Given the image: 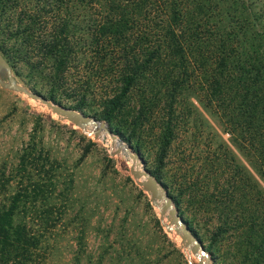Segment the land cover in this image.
I'll use <instances>...</instances> for the list:
<instances>
[{
    "label": "trees",
    "instance_id": "1",
    "mask_svg": "<svg viewBox=\"0 0 264 264\" xmlns=\"http://www.w3.org/2000/svg\"><path fill=\"white\" fill-rule=\"evenodd\" d=\"M18 2L34 5L16 18L19 40L6 60L46 68L82 104L98 100L94 114L113 132L173 167L172 197L210 221L218 250L224 243L239 264H264V186L219 137L200 130L190 101L222 123L264 180V0ZM28 153L12 169L22 177L16 188L1 169L0 264H44L50 249L44 229L53 211L28 205L47 198L52 184L23 182Z\"/></svg>",
    "mask_w": 264,
    "mask_h": 264
},
{
    "label": "rangeland",
    "instance_id": "2",
    "mask_svg": "<svg viewBox=\"0 0 264 264\" xmlns=\"http://www.w3.org/2000/svg\"><path fill=\"white\" fill-rule=\"evenodd\" d=\"M18 1L0 0V52L5 59L4 50L12 54L19 40L13 35L16 18L30 14L34 5ZM6 61L16 84L101 119L94 114L100 108L98 100L85 96L82 104L81 95L72 90L71 83L52 82L46 68L18 59ZM0 79L7 82L2 66ZM190 101L202 122L200 130L219 137L236 161L264 186L263 178L224 131L222 123L194 96ZM77 102L82 106H75ZM89 129L90 124L62 118L38 99L0 84V173L5 163L3 175L11 180L10 189L16 188L22 177L18 178L12 169L26 150L28 173L23 182L29 187L43 178L52 184L47 198L42 197L44 194L36 196L33 206L28 205V209L40 211L46 204L56 218L53 224L45 225V242L50 249L44 264H239L227 244L217 249L210 221L192 215L187 207L175 202L170 193L172 166H159L147 149L136 151L129 143L131 154L138 153L133 159L106 131L87 133ZM87 139L93 143L79 158ZM133 169L138 170V177ZM144 170L162 185H156L153 200L149 188L135 181L146 179ZM163 193L177 207L206 255L175 229L177 224L168 209L162 208Z\"/></svg>",
    "mask_w": 264,
    "mask_h": 264
},
{
    "label": "water",
    "instance_id": "3",
    "mask_svg": "<svg viewBox=\"0 0 264 264\" xmlns=\"http://www.w3.org/2000/svg\"><path fill=\"white\" fill-rule=\"evenodd\" d=\"M0 66L4 68L6 72V77H7V82H4L3 80L0 79V84L2 86H7L11 89L22 91L27 96L32 97L34 99H38L40 102L44 103L47 107H49L52 112H55L56 114L60 115L62 118L70 119L74 123H79L81 125H85L87 123L90 124L91 129L87 130L86 131L87 133H89L90 131H93L95 134H97L99 129H103L104 131L108 133L111 139L122 144L124 150H126V152L131 154L130 152L131 146L129 142L124 143L122 139L117 135V133L112 131V129L110 128V126L105 120L95 118L94 116L86 114L82 111H77L68 106H64L60 104L59 102H55V101H52L51 99H48L47 97H45L39 92L28 90L24 88L23 86L16 84L14 81V78L11 75L9 65L6 59L1 54V52H0ZM131 155L133 159L138 157L137 152H134V154H131ZM132 172L136 177L139 176L138 170L133 169ZM144 172L146 173V179L136 178L135 181L137 184L146 186L149 188L150 199L153 200L154 196L157 194L156 185H159V186H162V185H161V182L156 181L154 178H152L151 174L147 170H144ZM162 196H163L162 208L168 209V212L170 214L172 221L175 224H177L174 226L175 229L180 230L189 241H192L195 245L198 246V248L200 249L203 255H206V253L203 251V246L201 242L188 229L186 222L184 221L182 216L178 213L177 207H175L174 205L170 203L169 196L166 195L165 193H163Z\"/></svg>",
    "mask_w": 264,
    "mask_h": 264
},
{
    "label": "bare ground",
    "instance_id": "4",
    "mask_svg": "<svg viewBox=\"0 0 264 264\" xmlns=\"http://www.w3.org/2000/svg\"><path fill=\"white\" fill-rule=\"evenodd\" d=\"M113 141H114V140H113ZM114 142H116V141H114ZM117 143H118V142H117ZM118 145H119V147H120L121 149H124L122 144L118 143Z\"/></svg>",
    "mask_w": 264,
    "mask_h": 264
}]
</instances>
